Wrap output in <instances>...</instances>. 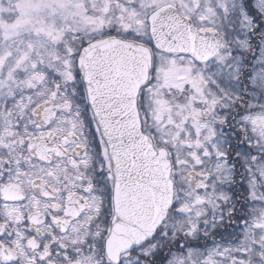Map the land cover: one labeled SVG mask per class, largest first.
I'll return each instance as SVG.
<instances>
[{"label":"snow or ice","instance_id":"obj_1","mask_svg":"<svg viewBox=\"0 0 264 264\" xmlns=\"http://www.w3.org/2000/svg\"><path fill=\"white\" fill-rule=\"evenodd\" d=\"M0 264H264V0H0Z\"/></svg>","mask_w":264,"mask_h":264}]
</instances>
